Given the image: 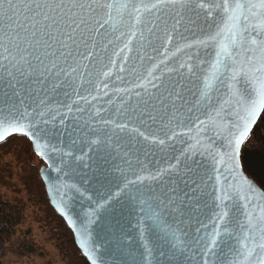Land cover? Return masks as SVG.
Returning a JSON list of instances; mask_svg holds the SVG:
<instances>
[{
	"label": "snow or ice",
	"instance_id": "snow-or-ice-1",
	"mask_svg": "<svg viewBox=\"0 0 264 264\" xmlns=\"http://www.w3.org/2000/svg\"><path fill=\"white\" fill-rule=\"evenodd\" d=\"M262 114L264 0H0V144L56 173L90 264H264L241 166Z\"/></svg>",
	"mask_w": 264,
	"mask_h": 264
},
{
	"label": "trees",
	"instance_id": "trees-1",
	"mask_svg": "<svg viewBox=\"0 0 264 264\" xmlns=\"http://www.w3.org/2000/svg\"><path fill=\"white\" fill-rule=\"evenodd\" d=\"M261 120L250 140L243 146L241 162L246 173L264 190V114ZM16 141H21L23 144L10 149V144ZM2 148L17 152L16 165L19 171L16 179L25 187L30 197L26 202L20 197L11 201L0 196V264H5L9 257L17 260L45 257L44 249L31 239V229L20 235L21 228L24 227L27 219L25 207L30 202L35 208L39 206L44 209V216H37L36 222L47 233L49 241L55 244L61 262L63 264H89L78 249L72 231L51 206L37 167L33 164L31 166L26 164V153L28 155L31 151L28 142L24 138L14 137L6 144H0V149ZM1 175H8L9 180L13 179V172L9 169H3ZM19 190L21 191V188Z\"/></svg>",
	"mask_w": 264,
	"mask_h": 264
},
{
	"label": "rangeland",
	"instance_id": "rangeland-1",
	"mask_svg": "<svg viewBox=\"0 0 264 264\" xmlns=\"http://www.w3.org/2000/svg\"><path fill=\"white\" fill-rule=\"evenodd\" d=\"M19 144L21 145L23 143L21 141H16L10 144L9 147L10 149H12L16 146H19ZM10 149H0V175L3 172V169H9L13 172V179L10 180L8 178V175H1L0 196L11 201H13L16 197H20L25 199V201L27 202V199L30 197V195H27L28 193L26 192L25 187L22 184L18 183L16 179V174L19 171V168L16 165V158L18 155L16 154V151H9ZM26 164L29 166H31L32 164L35 165L39 173L40 169L44 166V163L38 157H35L31 153V151L28 155L26 153ZM16 187H20L21 191L19 190L20 188L18 189ZM25 216L27 219L24 227L21 228L20 235H22V233L27 231L28 229H31V239L42 249H44L43 252H45V257L25 258L22 260H17L13 257H9L5 261V264H63L59 256V251L56 249L55 244L49 241L47 233L44 232L41 225L36 222L37 216H44V209H41L39 206L38 208H35L31 202L27 203L25 207Z\"/></svg>",
	"mask_w": 264,
	"mask_h": 264
},
{
	"label": "water",
	"instance_id": "water-1",
	"mask_svg": "<svg viewBox=\"0 0 264 264\" xmlns=\"http://www.w3.org/2000/svg\"><path fill=\"white\" fill-rule=\"evenodd\" d=\"M203 118V117H201ZM87 151V149H85ZM79 154V153H77ZM241 166H242V162H241ZM242 171L245 175V177L247 179H249L254 186H256L258 189H261L262 191H264L256 182L253 178H251L246 171L244 170L243 166H242ZM48 177L47 179L45 177ZM40 177L45 185V189L50 201L51 206L53 207V209L58 213V211L56 210V202L59 201L61 199V193L56 192V190L53 188L52 191H48L47 190V186H49L50 184H55V177H56V173L54 172H49L47 171V166L44 164V166L40 169ZM88 211V201L86 200H81L79 197H75L70 205L69 208V213L70 215L73 217V219L76 220L77 222V226L79 227L80 222L84 219V214ZM60 215V214H59ZM61 216V215H60ZM62 219L65 221V223L67 224V226L69 227V229L72 231L75 241H76V245L78 247V249L80 250L81 254L83 255V257L89 262L90 261L87 259V257L83 254V250L79 247L77 238H76V234L74 232V230L68 225L66 219L61 216ZM202 220H204V222L207 224L208 221L206 219L205 216H201L200 217ZM113 223H115V221H113ZM122 225L125 228V230L130 233V236L132 238L136 239V243L132 244V247L134 249H139V239H138V233H137V225H136V214L130 213V214H126L125 218L122 220ZM121 225H116V227H120ZM197 227L195 221H193L192 223V228L191 230H194ZM210 228V225H209ZM105 234V228L102 224L98 223L97 225H95L93 227V237L99 241L100 239L103 238ZM128 243H132V240H128ZM117 255H119L117 253ZM194 254L191 252L186 253L185 257H182L181 259L184 261V264H188L189 262V258H193ZM105 259H109V264H110V257L108 255L104 256ZM123 259L128 261V264H131V257L128 256H124Z\"/></svg>",
	"mask_w": 264,
	"mask_h": 264
}]
</instances>
